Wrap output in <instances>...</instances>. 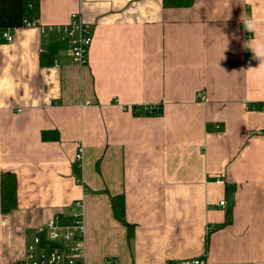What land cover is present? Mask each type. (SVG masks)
Wrapping results in <instances>:
<instances>
[{
    "label": "crops",
    "instance_id": "obj_1",
    "mask_svg": "<svg viewBox=\"0 0 264 264\" xmlns=\"http://www.w3.org/2000/svg\"><path fill=\"white\" fill-rule=\"evenodd\" d=\"M39 1V25L26 26L24 0H0V264L65 245L47 222L69 225L76 201L81 263L264 264V69L246 47L264 39V0ZM72 13L93 33L86 65L54 30ZM8 171L18 206L4 213Z\"/></svg>",
    "mask_w": 264,
    "mask_h": 264
},
{
    "label": "built area",
    "instance_id": "obj_2",
    "mask_svg": "<svg viewBox=\"0 0 264 264\" xmlns=\"http://www.w3.org/2000/svg\"><path fill=\"white\" fill-rule=\"evenodd\" d=\"M23 23L26 26L39 25V18L33 20H24ZM42 30L43 27H41ZM53 29V28H52ZM56 32L66 35L69 38L71 45V54L74 62L80 65H86L89 61L90 48L93 42V33L89 26L85 24L80 18L79 13H72L70 21L67 25L54 27ZM3 37L12 41L14 38L8 32L3 33ZM204 97L203 95L201 96ZM150 112H158L160 108L148 107ZM261 112L264 113V105L261 106ZM75 145L78 147L76 158L80 160L82 158L83 147L81 143L76 142ZM217 183L224 184L225 177L220 175L217 178ZM226 204V200L220 201L219 205L223 206ZM82 203L76 201L72 204L71 212V223L67 226L59 225L57 218H52L47 222V228L51 238L55 240H63V246H56L50 250L37 251L31 249L27 251L22 258L16 261L14 264H85L80 262L82 253V241L85 234V226L82 220V212L80 211ZM7 220L6 217L3 218ZM43 227L39 228L38 233H42ZM36 241H38L36 239ZM264 249V244H263ZM102 264H121L116 258L109 257L105 259ZM167 264H212L207 259L199 257L191 260H184L181 262H169Z\"/></svg>",
    "mask_w": 264,
    "mask_h": 264
},
{
    "label": "trees",
    "instance_id": "obj_3",
    "mask_svg": "<svg viewBox=\"0 0 264 264\" xmlns=\"http://www.w3.org/2000/svg\"><path fill=\"white\" fill-rule=\"evenodd\" d=\"M196 0H163L164 7L166 8H186L195 3ZM40 15V1L39 0H24L23 2V21L33 20ZM251 107V106H250ZM259 107V105H255ZM138 108L134 107L133 111L138 114ZM147 114H154L146 109ZM18 180L15 172L8 171L3 173L1 177V210L4 213H8L18 206L17 198ZM111 206L114 217L122 223L128 234V239L131 240L134 236L135 226L130 223L126 218V201L123 194L110 195ZM232 221L231 212L228 213L227 220L224 225L229 224ZM216 228H220L216 226Z\"/></svg>",
    "mask_w": 264,
    "mask_h": 264
},
{
    "label": "clouds",
    "instance_id": "obj_4",
    "mask_svg": "<svg viewBox=\"0 0 264 264\" xmlns=\"http://www.w3.org/2000/svg\"><path fill=\"white\" fill-rule=\"evenodd\" d=\"M242 22L246 31L255 33L257 24L254 17L243 19ZM223 37L226 41L225 50H227L228 40L226 36L223 35ZM249 43H251L250 50L253 53V58L258 59L260 61L258 68H254V69L250 68V69L251 70L264 69V39H260V40L253 39L251 42H248L246 44V47L249 45Z\"/></svg>",
    "mask_w": 264,
    "mask_h": 264
}]
</instances>
